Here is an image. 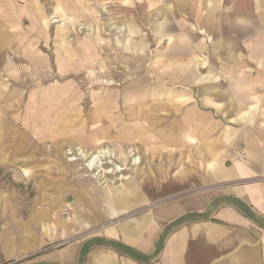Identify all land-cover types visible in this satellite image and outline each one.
Listing matches in <instances>:
<instances>
[{
    "label": "crops",
    "instance_id": "crops-1",
    "mask_svg": "<svg viewBox=\"0 0 264 264\" xmlns=\"http://www.w3.org/2000/svg\"><path fill=\"white\" fill-rule=\"evenodd\" d=\"M74 5L91 24L99 6L115 8L119 17L129 11L135 23L151 24L156 41L147 51L153 49L156 79L150 84L166 91L148 104L149 85L139 82L144 95L125 113L133 118L132 127L126 115L118 123L142 137L158 123L156 117L165 120L166 149L176 146L182 164L191 167L189 177L202 189L161 203L145 195L140 182L113 198L103 192L98 202L77 193L68 228L64 224L56 231L55 224L38 220L42 243L65 242L42 251L30 229L28 239L16 240L15 264H264V0H0V164L29 159L30 129L24 133L14 126V104L22 110V99L37 104L34 135L62 133V125L73 123L65 120L46 130V106L39 104L61 96L63 89L25 98L14 86L26 68H15L8 56H24L43 78L48 66L39 46L49 16H70ZM93 39L85 45L87 62L102 52ZM121 47L139 61L147 53L136 40ZM58 54V73L87 69ZM99 101L89 119L92 133L104 135L116 121L102 108L108 101ZM101 118L107 127L98 126ZM74 132L86 138L82 129ZM228 154L239 156L228 160ZM182 217L188 218L171 226Z\"/></svg>",
    "mask_w": 264,
    "mask_h": 264
},
{
    "label": "rangeland",
    "instance_id": "rangeland-1",
    "mask_svg": "<svg viewBox=\"0 0 264 264\" xmlns=\"http://www.w3.org/2000/svg\"><path fill=\"white\" fill-rule=\"evenodd\" d=\"M78 9L76 5L71 7L70 16H49L51 22L47 23L46 38L39 46L48 66L43 78L34 74L30 69L31 62L24 56H8L15 68H26L25 75L20 76L21 83L14 86V90L18 89L25 98L38 90L52 94L59 87L63 89L62 97L58 94L59 98H49L46 103L39 104L40 108L46 106V130L66 123L65 120L73 123L62 125V133L56 134L50 130L45 135H34L32 126L39 116L37 104L30 105L26 99L24 102L22 99L23 111L17 108V103L14 104L15 128L24 133L28 131L27 127L30 129L25 137L30 144L29 159L0 164V264H15L14 255L19 249L16 240L28 239L30 229L31 233L37 235L34 242L41 245L42 251L53 250L65 242L55 238L42 243V229L38 220L55 224L56 231L64 224L68 228L70 209L77 193H85L83 196L88 197L87 201L98 202L103 192L113 198L120 189L140 182L143 193L154 196L155 203H161L202 189L189 177L191 167L182 164L180 155L177 156L178 151H175L176 146L173 145L171 151L166 149L165 120L160 121L156 117L158 123L152 124L149 132L142 137L135 133L134 127L124 131L118 123L125 118L134 99L144 95V91L139 93L137 89L139 82L144 81L149 85L151 93L147 95L151 96L147 98L148 104L154 101L157 94L160 97L166 91V88L154 84L156 76L151 73V67L156 66L153 64V49L147 51L148 47H155L156 41L151 37V24L135 23L129 11L119 17L118 11L108 6L96 8V21L91 24L80 17ZM84 10L83 7V14ZM158 17L153 15V20ZM134 31H140V35H135ZM92 37L102 52L94 61L87 62L85 45ZM127 40H136L146 46L147 53L141 54L140 61L138 57L122 51L121 45ZM58 53L69 63L81 64L87 69L58 73L54 68ZM90 71L94 74H89ZM151 80H154L152 86ZM68 82L73 83L70 90L63 88ZM101 98L108 101L102 108L106 113L110 112L108 117L115 118L116 125L109 128L107 117L101 118L98 126L107 127L108 130L104 135H96L92 133L94 129L89 117L101 105ZM60 115L62 117L58 118ZM124 120L127 126L132 127L133 118ZM76 129H82L86 138L77 137ZM98 149L107 150V156L102 159L101 165L89 167V158L85 154ZM231 155L228 154V160ZM134 158H138L139 162L134 164ZM190 179L192 182H189ZM87 192L91 195H86Z\"/></svg>",
    "mask_w": 264,
    "mask_h": 264
},
{
    "label": "bare ground",
    "instance_id": "bare-ground-1",
    "mask_svg": "<svg viewBox=\"0 0 264 264\" xmlns=\"http://www.w3.org/2000/svg\"><path fill=\"white\" fill-rule=\"evenodd\" d=\"M118 29L121 30L120 28H118ZM107 152H108L107 150L105 151L104 149H98L97 151H95L94 153H91L89 155L85 154V157L88 156V158H89L88 166L89 167L90 166L93 167V166H95L97 164L101 165L102 164L101 161H102L103 158H105L107 156ZM82 153H80L81 156H82ZM83 156H84V154H83Z\"/></svg>",
    "mask_w": 264,
    "mask_h": 264
},
{
    "label": "trees",
    "instance_id": "trees-1",
    "mask_svg": "<svg viewBox=\"0 0 264 264\" xmlns=\"http://www.w3.org/2000/svg\"><path fill=\"white\" fill-rule=\"evenodd\" d=\"M187 218H188V217H182V218H180L179 220L173 222V224H171V226L176 225V224H179V223L185 221Z\"/></svg>",
    "mask_w": 264,
    "mask_h": 264
},
{
    "label": "built area",
    "instance_id": "built-area-1",
    "mask_svg": "<svg viewBox=\"0 0 264 264\" xmlns=\"http://www.w3.org/2000/svg\"><path fill=\"white\" fill-rule=\"evenodd\" d=\"M237 156H239V154L231 155L230 159H235Z\"/></svg>",
    "mask_w": 264,
    "mask_h": 264
}]
</instances>
